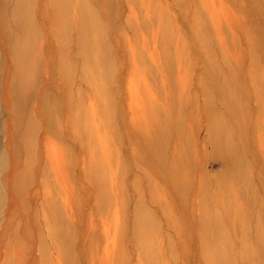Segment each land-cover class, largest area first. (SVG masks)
Returning <instances> with one entry per match:
<instances>
[{
    "label": "clouds",
    "instance_id": "clouds-1",
    "mask_svg": "<svg viewBox=\"0 0 264 264\" xmlns=\"http://www.w3.org/2000/svg\"><path fill=\"white\" fill-rule=\"evenodd\" d=\"M0 137V264H264V0H0Z\"/></svg>",
    "mask_w": 264,
    "mask_h": 264
},
{
    "label": "rangeland",
    "instance_id": "rangeland-1",
    "mask_svg": "<svg viewBox=\"0 0 264 264\" xmlns=\"http://www.w3.org/2000/svg\"><path fill=\"white\" fill-rule=\"evenodd\" d=\"M7 114L5 113V116H6ZM0 139H2V137H0Z\"/></svg>",
    "mask_w": 264,
    "mask_h": 264
},
{
    "label": "bare ground",
    "instance_id": "bare-ground-1",
    "mask_svg": "<svg viewBox=\"0 0 264 264\" xmlns=\"http://www.w3.org/2000/svg\"><path fill=\"white\" fill-rule=\"evenodd\" d=\"M7 114V113H6Z\"/></svg>",
    "mask_w": 264,
    "mask_h": 264
}]
</instances>
